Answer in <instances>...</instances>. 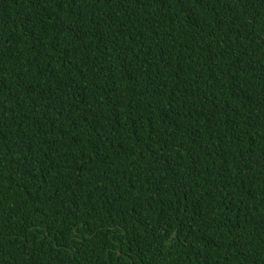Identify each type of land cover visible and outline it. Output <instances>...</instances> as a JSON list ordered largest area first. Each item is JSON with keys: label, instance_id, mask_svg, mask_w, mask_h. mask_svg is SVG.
Returning a JSON list of instances; mask_svg holds the SVG:
<instances>
[{"label": "trees", "instance_id": "obj_1", "mask_svg": "<svg viewBox=\"0 0 264 264\" xmlns=\"http://www.w3.org/2000/svg\"><path fill=\"white\" fill-rule=\"evenodd\" d=\"M0 264H264V0H0Z\"/></svg>", "mask_w": 264, "mask_h": 264}]
</instances>
